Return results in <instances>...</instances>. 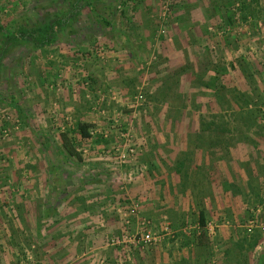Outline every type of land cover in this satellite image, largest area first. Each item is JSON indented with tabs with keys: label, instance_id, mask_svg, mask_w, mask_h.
Listing matches in <instances>:
<instances>
[{
	"label": "rangeland",
	"instance_id": "1",
	"mask_svg": "<svg viewBox=\"0 0 264 264\" xmlns=\"http://www.w3.org/2000/svg\"><path fill=\"white\" fill-rule=\"evenodd\" d=\"M62 16L48 45L21 37ZM179 31L214 63L168 69L162 50ZM263 112L264 0H0V264H44L60 237L37 233L53 235L69 204L94 206L95 222L117 216L103 240L113 259L92 264L134 251L144 264H264ZM182 132L222 146L214 191L184 159L169 186L168 143ZM144 177L149 211L133 197Z\"/></svg>",
	"mask_w": 264,
	"mask_h": 264
},
{
	"label": "crops",
	"instance_id": "2",
	"mask_svg": "<svg viewBox=\"0 0 264 264\" xmlns=\"http://www.w3.org/2000/svg\"><path fill=\"white\" fill-rule=\"evenodd\" d=\"M192 30L193 29H191V31ZM179 33L181 35V39L179 37L176 38V40L178 41L176 42L177 44H175V46L172 45L173 47L168 48V43H166L164 49L162 50V53L166 58L165 63H167L168 69L172 71L175 68L181 67L183 63H214L213 60L210 61L203 53L196 52V54L194 55L191 49L188 48L190 46L186 44V39L182 37L183 32L179 31ZM176 46H178L180 49L174 48ZM181 52L185 53L186 57H184V55ZM191 56H193L194 59H191ZM193 70H196L195 65L193 67ZM186 72L187 71L185 70L180 75L189 76L190 72L189 73ZM202 90L204 92L203 88ZM192 130L197 132L202 129L199 130L198 127L197 128L195 127V129L193 128L190 129V131ZM173 131L174 130H172V132ZM175 135L178 136L177 134ZM183 137H184V133L182 132L180 140H182ZM180 140L178 141V137L177 138L175 137V139H170L168 143V165H170V167L168 168L169 186L173 189V192H175V187L179 179L178 173H182L184 170H186L184 165H181L182 167L180 166L181 161L184 159L189 165V172L196 173V177H197L196 179L198 180V187L200 188V190L205 191L207 187L208 188L210 187L211 191H214L215 189L213 190V188L216 185L215 180L216 178H219L217 176V172L218 170L219 171L221 170L220 149L222 148V146L218 141L215 140L205 141L199 138H195L193 140H187V141L186 140L180 141ZM230 152L231 149L230 147H228V152H227L228 155H230ZM179 153L181 154V157H179L180 156ZM159 172H162V170H159ZM223 172H225V170ZM222 177H224L225 180H230L229 177L226 175H223ZM146 179H149V177L148 178L144 177L140 180L141 182L138 184V187L135 189L133 197L139 199L138 202L142 203V205L140 206L142 207L143 210L149 211L148 207H150V202L155 201L154 199H152L154 197L155 191L153 184H150V182L147 183L146 181H143ZM152 179H156V177ZM191 190L192 188L189 186L188 189L184 192V196L188 195L190 197V195L192 194ZM146 199L147 201H145ZM82 208H83L82 211L78 212L77 211L78 205L76 204H69L65 207H63L62 205L58 206L56 212H58V215L62 216V218L53 219L52 224L53 227L55 228L54 230L55 232L53 235H50V232L45 230V226L48 225V222L44 223L41 226L42 228H44L45 233L40 232L37 234L40 235L39 238L42 243L47 244L51 239V237L57 240L60 237L58 242L54 243L51 249H47L48 247L47 245H44V247L42 248L41 260L43 261L44 264H46L47 261L49 260V256L52 259V261L53 260L54 262L58 261L57 263L59 264L61 263L59 259H61L62 257H64V260H67L68 257H70L67 264H78V263L92 264L93 259L99 254L106 256L108 260L113 259L112 254L114 248L110 246L106 247L107 244L104 243L103 240H104V236L110 234L112 230L117 227L116 225L117 216L107 215L105 216L104 219L95 222V218H97L96 215L93 216L90 215L87 218L86 213L84 214L85 211L87 212V214H94L93 212H95L96 210L95 207L91 205H88L87 207L86 205L85 206L82 205ZM102 208L103 207H101L100 209ZM102 210L107 212L106 209H102ZM199 211L202 210L199 209L198 212H196V216L198 215ZM62 212L68 213L67 219H65L66 217L64 218V215L61 214ZM91 218L92 220L90 221ZM91 223L93 224L91 225ZM55 236H59V237H55ZM64 248L66 249L65 251H63ZM83 250H87L86 252L87 255L85 254V252H83ZM94 250L98 252L93 254ZM118 251H120V249H118ZM77 252L78 253L80 252V254H78ZM88 252L91 253L88 254ZM148 258H149L148 255H142V253L138 254V252L134 251L133 254L131 255V261L128 262V264H141L140 262L144 264L145 260L148 261L150 260Z\"/></svg>",
	"mask_w": 264,
	"mask_h": 264
},
{
	"label": "trees",
	"instance_id": "3",
	"mask_svg": "<svg viewBox=\"0 0 264 264\" xmlns=\"http://www.w3.org/2000/svg\"><path fill=\"white\" fill-rule=\"evenodd\" d=\"M75 8H76L75 5L71 6L72 10ZM64 22H65V16L58 17L55 20H53L52 22H50L47 26H44V28L37 26V27H35L36 28L35 31H33L32 33H30L31 32L30 31L26 34L21 35V37L31 39L32 42L35 43V46H38V47L48 45L49 43L52 42V35L54 32V26H60ZM104 22H105V24L107 23L105 20H104ZM39 33H41V35H39L37 38H35L36 35ZM5 37H6V41L14 38V36H12L11 32H9V31H6ZM87 127L88 126L86 124H83V123H77L76 124L77 132L81 138H89V133L87 131ZM198 223H199V226H202V227L205 223L204 215H203L202 211H199V213H198Z\"/></svg>",
	"mask_w": 264,
	"mask_h": 264
},
{
	"label": "built area",
	"instance_id": "4",
	"mask_svg": "<svg viewBox=\"0 0 264 264\" xmlns=\"http://www.w3.org/2000/svg\"><path fill=\"white\" fill-rule=\"evenodd\" d=\"M139 98H140V96H138ZM263 114H264V112H263ZM131 151V150H130ZM149 240V238H148V236L147 235H145L144 237H143V242L145 243V242H147Z\"/></svg>",
	"mask_w": 264,
	"mask_h": 264
}]
</instances>
